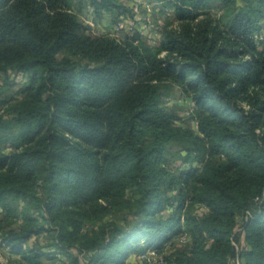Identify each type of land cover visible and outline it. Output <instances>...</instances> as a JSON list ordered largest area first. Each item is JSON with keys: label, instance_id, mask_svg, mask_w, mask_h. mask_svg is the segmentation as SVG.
<instances>
[{"label": "trees", "instance_id": "trees-1", "mask_svg": "<svg viewBox=\"0 0 264 264\" xmlns=\"http://www.w3.org/2000/svg\"><path fill=\"white\" fill-rule=\"evenodd\" d=\"M77 1L97 16L130 11L117 0H0V76L29 77L0 115V245L15 264H124L187 233L190 249L168 264H230L242 223V264H264V0L231 1L221 19L208 14L217 0H156L179 27L155 48L138 34H82ZM175 86L199 134L161 107ZM172 143L211 160L177 177L164 165ZM125 210L139 222H105Z\"/></svg>", "mask_w": 264, "mask_h": 264}, {"label": "rangeland", "instance_id": "rangeland-1", "mask_svg": "<svg viewBox=\"0 0 264 264\" xmlns=\"http://www.w3.org/2000/svg\"><path fill=\"white\" fill-rule=\"evenodd\" d=\"M117 1L130 11L119 16L117 15L118 10L114 12L106 11L103 12L102 15L97 16L94 7H92L89 2H75L72 10L77 14L84 28L81 33L91 37H111L121 41L126 37L138 34L148 46L155 48L161 42L167 28L177 29L179 27V22L175 19L174 9L165 7L161 2L156 0ZM231 1L233 2V7L245 5V0H217L208 11V14L213 18L221 19ZM120 11H122V9H120ZM120 22L125 23L124 30H118ZM127 27H132L134 31L131 33L128 32ZM255 41L258 49L264 51V22L262 31L255 37ZM58 57L62 58V54H59ZM74 59L80 60V58ZM28 80V75L20 72H11L8 75L2 74L0 76V88L2 93L0 96V115H5L6 118L10 117V115L7 114V105L9 102L19 100L25 96L24 86L28 83ZM161 107L174 117L173 123L176 126L189 128L194 133L199 134L196 106L192 99L184 94L179 87L175 86L173 89L165 92ZM244 107L247 110L250 108L247 104H244ZM11 150L12 149L9 147L5 148L6 152H10ZM209 160H211V156L208 154L207 150L202 147L199 149L192 143L169 144L167 146V152L164 155V165L177 177L181 175V172L189 168H202L204 163ZM165 188L166 187L163 189ZM177 193L178 190L171 192L168 196H173ZM132 196H135L134 192L130 191L129 197ZM172 210L173 208L169 207L163 215H169L172 213ZM206 212V207L201 204H197L192 208V213L200 217ZM2 213L3 210L0 208V218L3 216ZM126 216L128 221H125ZM140 219V216L136 217L130 214L128 210H125L115 216L105 218V222L116 221L119 225H123L127 228L130 225L138 223ZM13 223L15 228L18 227L19 222L16 221ZM236 235L240 237L239 241L233 239V245L236 249L237 256L231 259L230 264L243 263L239 253L247 244L244 240L245 234L242 223L237 228ZM31 242L35 243V239H32ZM50 242L49 237L40 238V243L42 245H48ZM191 242V236L185 233L167 242L161 253L156 251L148 252L146 253L148 259L144 258L143 255L137 256L133 254L124 264H168L174 253L188 251L191 247ZM211 243L212 241H210V244ZM18 259V256L11 255L6 247L0 245V264H15V261ZM66 262L67 259L62 255H57L54 259H49L47 257L45 259V264H66Z\"/></svg>", "mask_w": 264, "mask_h": 264}, {"label": "built area", "instance_id": "built-area-1", "mask_svg": "<svg viewBox=\"0 0 264 264\" xmlns=\"http://www.w3.org/2000/svg\"><path fill=\"white\" fill-rule=\"evenodd\" d=\"M125 23H119V27H118V30H124L125 29V25H124ZM127 30H128V32H132V31H134L133 30V28L132 27H127ZM144 258H147L148 259V257L147 256H144Z\"/></svg>", "mask_w": 264, "mask_h": 264}]
</instances>
